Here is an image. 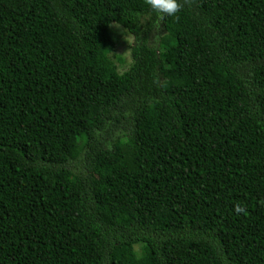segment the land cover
<instances>
[{
    "label": "trees",
    "instance_id": "16d2710c",
    "mask_svg": "<svg viewBox=\"0 0 264 264\" xmlns=\"http://www.w3.org/2000/svg\"><path fill=\"white\" fill-rule=\"evenodd\" d=\"M180 2L0 0V264H264V0Z\"/></svg>",
    "mask_w": 264,
    "mask_h": 264
},
{
    "label": "rangeland",
    "instance_id": "374dc122",
    "mask_svg": "<svg viewBox=\"0 0 264 264\" xmlns=\"http://www.w3.org/2000/svg\"><path fill=\"white\" fill-rule=\"evenodd\" d=\"M117 26V25H112ZM119 27V26H118ZM117 35V39L114 42L115 48L112 51V59L118 62L121 60L120 70H126L130 64V51L129 44L133 42L132 36L116 30L114 32ZM138 248V247H136Z\"/></svg>",
    "mask_w": 264,
    "mask_h": 264
},
{
    "label": "clouds",
    "instance_id": "9594fccd",
    "mask_svg": "<svg viewBox=\"0 0 264 264\" xmlns=\"http://www.w3.org/2000/svg\"><path fill=\"white\" fill-rule=\"evenodd\" d=\"M149 9L157 14L160 21L166 17H174L182 10L180 0H144Z\"/></svg>",
    "mask_w": 264,
    "mask_h": 264
}]
</instances>
